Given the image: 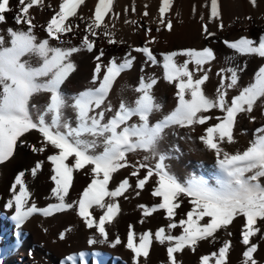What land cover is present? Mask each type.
<instances>
[{"label":"snow or ice","instance_id":"6c2138e0","mask_svg":"<svg viewBox=\"0 0 264 264\" xmlns=\"http://www.w3.org/2000/svg\"><path fill=\"white\" fill-rule=\"evenodd\" d=\"M84 3L85 0H58V7H54L46 0H16L15 5L10 0H0V24L6 23L7 14L11 13L15 25L19 26L8 27L5 34H0V165L13 158L18 146L26 143L21 138L33 130L42 137L39 147L29 145L33 152L44 153L49 146L55 150L54 154L47 156V160L52 166L50 178L55 185L51 189V196L57 202L50 203L46 208L30 203L26 173L21 171L15 176L10 189L12 197L5 205L8 209L14 207L12 219L19 226L34 214L50 217L54 213L77 209L86 227L94 229L107 242V226L116 220L121 211L118 198L132 188L129 179L125 178L114 190H110V181L114 173L130 167L129 153L142 150L149 154L145 160L154 159L156 162L154 165L139 163L131 176L137 177L135 187L141 190L155 177L156 187L151 195L160 198V202L152 207H140L145 217L163 210L168 224L167 230L159 228L154 234L146 231L138 237L129 226L126 247L134 254L133 264H141V257L148 258L154 240L161 245L168 244L170 264H180L175 254L185 249L195 252L199 243L209 238L215 242L217 233L227 229L238 217L244 219L242 244L247 246L243 253L244 264H258L253 255L257 252V245L251 241L258 233L264 238V231L258 226V222H264V127L256 129L254 139L243 151L231 153L225 150L224 145L236 143L234 129L240 114H251L258 104L264 107V66L256 71L254 82L242 87L239 94L229 100L228 90L239 86V70L235 67L224 68L217 73L220 82L214 97H209L203 88L210 71L205 69V65L216 59L212 48L161 53L163 78L168 83L176 82L178 104L170 114L152 123L150 117L162 108L153 95L156 78L141 77L139 86L134 89L139 94L134 106L122 101L118 110L113 111L111 103L106 104V101L117 78L132 68L135 57L129 52L122 63L113 59L104 65L101 62L104 53L100 50L95 57L97 63L92 76V84L99 82L98 87L69 98L62 91V86L76 70L71 59L73 54L93 52L96 41L92 38L98 34L106 35L109 44L123 43L113 38L115 33L110 31L105 20L106 17L110 20L119 17V13L114 12V0H98L93 14L87 18L78 14V9ZM249 3L257 8L260 0H249ZM172 5L173 0H160L158 8L159 24L168 30L173 25L171 19H166V13ZM206 6L210 10L209 23L220 21L219 0H209ZM46 9H51L50 18L39 27L47 37L38 39L34 12H44ZM132 10L135 11V8ZM144 15H149L147 10ZM200 19L205 20V16L201 15ZM81 22L85 34L79 46L65 48L52 45V41L64 44L63 37L81 29ZM209 23L203 26L205 39L216 36V32L210 30ZM219 28H224L222 22ZM156 30L160 31V28ZM154 42V38L149 39L147 44L135 47L133 51L142 53L146 63L159 65L161 62L149 47ZM224 44L241 56L264 58V36L258 41L242 36L231 42L225 40ZM181 56L186 59L178 63L175 58ZM190 64L195 66L194 70H190ZM38 97L43 99L37 100ZM67 109L75 114V127L66 117ZM214 109L223 115H210ZM107 113H113L111 118L106 119ZM134 117L138 118V123H130ZM213 119L218 122L207 126L200 140L217 158L220 172L217 186L211 187L200 179L190 180L186 184L179 182L169 170L166 163L168 157L158 150L167 130L207 125ZM85 136L93 139H83ZM101 145L102 151L97 153ZM42 165L43 161H39L31 169L33 177ZM88 166L91 182L77 201L68 202L73 174ZM140 169H146V174L141 176ZM182 196L190 198L192 207L187 211L186 218L181 217L177 222L175 218L182 204ZM94 210L101 213L98 218ZM177 228L182 229V233L173 235L172 230ZM228 235L232 233L228 232ZM89 243L95 244L96 241ZM121 243V238L117 236L112 247ZM230 247L231 242L224 240L218 252L203 255L200 264H227ZM68 259L74 264L75 257Z\"/></svg>","mask_w":264,"mask_h":264},{"label":"bare ground","instance_id":"6f19581e","mask_svg":"<svg viewBox=\"0 0 264 264\" xmlns=\"http://www.w3.org/2000/svg\"><path fill=\"white\" fill-rule=\"evenodd\" d=\"M10 2L15 5L16 0H10ZM46 2L52 4L54 7H58V0H46ZM96 2H98V0H85L84 5L78 9V14L86 18L91 16L94 12ZM219 2L221 6V20L209 23L208 17L210 10L206 6L209 0H173L171 9L166 13V19H171L173 25V28L168 30L159 24L158 8L160 0H114V12L119 13V17L113 20L106 17L105 20L108 23L110 31L115 33L113 38L117 41H123V43L109 44L107 42L108 37L103 34H98L96 37H93L92 39L96 41L93 52L81 51L73 54L71 57L76 65V70L62 86V91L70 98L81 91L98 87L99 82H97L96 85L92 84V76L97 63L95 57L99 55L100 50H103L104 55L101 57V62L104 65H107L113 59L118 63H122L129 52L135 57L132 68L125 70L117 78L112 88L114 89L113 95L110 98L108 97L106 101V104L111 103L113 111L118 109L122 101L134 106V101L139 96L134 89L139 86L141 77H145L146 79L150 76L155 77L157 84L153 88L155 89L154 94L155 92L158 94L159 91L165 89L168 91V96L172 98L174 93L177 92L176 82L165 83L162 67L163 57L161 53L189 48L202 50L205 47H210L213 51H216L217 57L215 61L205 66L212 69L214 68V62L217 64L219 63L220 66L223 65L220 56L223 57L225 53H227L224 51L225 48H228L224 44L225 40L231 42L242 36L254 40L264 32V0H260L259 7L257 8H253L249 0H219ZM133 7L135 11L132 10ZM126 9L127 11H125ZM145 10L149 13L148 16L144 15ZM34 15L37 17L35 23L38 27L35 31L38 39H44L47 37V34L39 26L45 24L47 19L50 18L51 9H46L44 12L35 11ZM201 15L205 16V20L202 21L200 19ZM248 17H251V19H248ZM220 22L224 25L222 30L219 28ZM206 23H209L211 31L216 32L215 37L205 39L206 34L203 32V26ZM83 26V22H81V29H77L75 32L65 35L63 37L65 40L64 44L52 41V45L65 48L79 46L85 34L82 31ZM8 27H19L15 25L11 13L7 14V22L0 24V34H5ZM158 27L160 31L156 30ZM149 29H151L150 34ZM152 38H154L155 42L149 45V47L161 62L159 65H152L150 62L146 63V58L142 53L133 51L135 47L144 46L148 43L149 39ZM232 51L234 52V50ZM249 58L248 60H252L251 58L253 57L249 56ZM175 59L180 63L185 57L181 56ZM261 59L263 60V58ZM243 61L245 60L243 59ZM193 66L192 69L190 68L191 70H194L195 67ZM197 75H201V73H197ZM102 76L103 72L101 73V79ZM163 93L162 91L160 101L164 103L168 102ZM167 94L165 93L166 96ZM40 99H43V97L37 98V100ZM158 112L165 114V106L163 105ZM112 114L113 113H107L106 118L108 119ZM33 115L35 117V110H33ZM66 117L69 119L72 126L75 127V114L71 109L66 110ZM155 122L153 121V123ZM39 138V133L34 130L25 134L21 139L26 141V143L20 144L13 158L5 162V164L0 165V264H73L72 261H69V257H75L74 264H133L134 254L131 253V251L125 252L122 247H118L121 250H112L108 247V244L100 242L90 244L88 235L83 230H80L76 236L69 237L67 240L61 239V236H63L62 229L69 224L75 223L78 221L77 219L80 218L77 214V209L62 213H54L50 217L34 214L25 221V223L19 226L12 219V216L15 215L14 207L8 209L5 205L12 197L10 189L12 183H14L15 176L21 171L32 169L39 161H43V165L38 171V174H41L40 172L43 171L52 173V166L47 160V156L54 154L55 150L48 149L44 153H37L33 152L29 147V145L39 147ZM83 139L91 140L93 138L85 136ZM96 151L97 153L102 151V145L98 147ZM86 168L73 174V187L70 189L69 197L67 198L68 202H73L75 198L79 199L82 194L79 184H81V177L87 171ZM193 169L195 170H193L194 172L190 176L189 181L200 179L207 182L209 186L216 187L213 185L214 183H210L207 181L208 179L205 180L202 178L203 176H200L201 173L196 165L193 166ZM36 178L37 177L25 175V181L31 193L30 203H35L40 208H46L50 203L57 202L55 198L51 196L50 192L52 188L45 189V191L42 192L38 187L39 185L35 180ZM109 189H115L112 181H110ZM159 202L160 200L155 201L153 205ZM118 203L121 206V211L114 222L117 221L123 211H126L127 207L121 197L118 198ZM153 205L148 207H152ZM182 207L183 205L181 204V207L177 209V213L181 211V214L178 217L176 216L178 219L183 217ZM94 212L97 218L101 214L99 211L94 210ZM162 212L163 210H158L153 213L151 215L153 218L150 220L159 217ZM261 223L263 222H258V226H260ZM243 224L244 219L236 218L227 229H221L217 233V240L215 242L211 241V238H209L208 241H202L199 245H203L205 253L218 252L224 240L230 241L231 247L227 257V264H229L231 260H235L238 257L241 251L244 252L247 250V246L242 244ZM260 227L262 231H264V226L261 225ZM228 232H231L232 235L229 236ZM251 242L257 245V252L253 254L254 258L258 261V264H264V249L261 247L264 238H261V235L258 233L256 237L252 238ZM157 244L159 243L154 240L150 248L149 256L151 254L158 255L154 250V245ZM184 251L185 250L175 254L176 258L183 260L182 255ZM140 260L141 264H143L145 258L141 257Z\"/></svg>","mask_w":264,"mask_h":264},{"label":"rangeland","instance_id":"374dc122","mask_svg":"<svg viewBox=\"0 0 264 264\" xmlns=\"http://www.w3.org/2000/svg\"><path fill=\"white\" fill-rule=\"evenodd\" d=\"M263 35L264 32L260 36ZM260 36L257 37L258 39L256 38L254 40L258 41L260 39ZM224 51L227 52L225 53V56H223L224 58L220 56L223 65L220 66L219 63L217 64L216 62H214V68L212 69L205 66V69L206 68L210 69V71L208 72L209 80L206 81L203 88L205 93L209 97H214L216 93V89L219 87V82H220V77L217 76V73L221 69L235 67L239 70L240 80L238 87L228 90L229 92L228 98L230 100L232 96L239 94V91L242 87L247 86L249 83L254 82L256 71L258 70L259 67L264 66V58L262 60L258 56H252L253 57L251 58L253 60L252 61V60H248L250 59L249 56H247L246 58V56H241L237 53H234L229 48H225ZM214 53L215 56L217 57V53L215 50ZM243 59L245 61H243ZM183 61L180 63H183ZM192 66L193 65L190 64L189 68L192 69ZM165 83H167V81ZM154 90L155 89H153V95L156 101L158 103L160 102L159 104L161 106L163 105L165 106L166 113L162 114L159 112H155L157 117L155 113L151 116L152 118L150 117L152 123L153 121L154 122L158 121L162 119L163 116L170 114L171 111L175 110L178 104L176 103L178 102L177 100L178 97L176 95L177 92L174 93L172 99L170 96H168L167 94L168 91H166L165 89H164L165 91L162 90L164 92L163 93L164 97H166L167 98L166 100L168 101L164 103L160 101L162 96V91H159V93L157 91V93L160 95L159 97V95L156 94V92L155 94L158 96L154 94ZM113 91L114 89L111 90L109 94V98L113 95ZM165 93L167 94L168 97L165 95ZM209 114L212 116L223 115V113L219 112L218 109L212 110V112ZM217 122L218 121L213 119L208 121L207 125H196L194 126V128L174 127L167 130L166 135L162 140V142L160 143L158 150L159 152L166 154V156L168 157L166 163L168 164L169 170L173 175L177 177L179 182L184 184L189 182V178L193 174L194 172L193 170H195L193 169V166L196 165L201 173L200 176L201 177L203 176L202 177L203 179L205 180L208 179L207 181H209L210 183H214L213 185L217 186V179L220 175L219 168L216 163L217 158L214 152L207 149L200 140V137L205 134L206 127L211 126L212 124ZM130 123H138V118L134 117L130 121ZM259 127H264V107H261L258 104V106L254 109V111L251 114H240L238 116L237 126L234 129V137L236 143L230 145L225 144L224 145L225 150L231 153L245 150L249 146L250 141L254 139L256 129ZM41 140L42 137L40 136L39 144ZM48 149H51V147L49 146ZM147 155L148 153L142 150L129 153L128 163L130 167L120 169L118 172L113 174L114 177L112 179V183L114 184V188L117 187L118 184L125 178L129 179L130 184H132V188L129 189L126 193H124L123 196H121V199L124 200L125 204L127 205L126 211H123L120 214L116 222L107 226V231L109 232V240L107 242H104L103 238L99 237V234L94 229H88L86 227V225L83 223L81 218H78L77 219L78 221L69 224L66 227H64V229H62L63 237H64L63 240H67L69 237H74L77 235V233L80 230H83L84 232L87 233L88 239L90 241L95 240L96 242L108 244V247L112 250H121L118 247H122L123 251L129 252L130 250L127 249L126 247L127 232L129 230V226H132V229L137 233V236H139L140 234L146 231H150L154 234L159 228H165L167 230L168 220L166 217V213L164 211L159 215V217L154 218V220H150L153 218V216L145 217L143 215V209L140 207L141 205H144L146 207L151 206L154 204L155 201L160 200V198L153 197L151 195V192L156 187L155 184L156 178L153 177L145 185V188L141 190L135 187L137 177L131 176V172L139 166V163H146L149 165L155 164L156 161L154 159L145 160V156ZM86 169H87L86 173L80 179L81 184H79V187L81 193L91 182L90 166H88ZM24 172L26 173V176L27 175L32 176L31 169ZM40 173L41 174L37 173V175L35 176L37 177L35 180L36 182H38L39 189L42 192H44L45 189L53 188L55 185L50 178L52 173H50L49 171H43ZM145 174H146V169H140V175L143 176ZM137 193H139V195H137ZM180 199L183 205L182 216L183 218H186L187 211L191 210L192 207L191 204L189 203L190 198L182 196L180 197ZM77 200L78 199L75 198L73 202ZM178 213L179 214H177V217L181 214V211ZM177 217L175 219L178 222L179 219ZM238 218L243 219L242 217H238ZM141 221H143V223H141ZM261 225L264 226V222L261 223L260 226ZM181 233H182V229L180 228L172 230L173 235H179ZM117 236L121 238L122 243L120 245H117L116 247H112V243H114V240ZM167 247H168L167 243H165L164 245H159V244L154 245L155 253H158V255L151 254L148 258L144 260L143 264H170L167 257ZM261 247L264 249V242L262 243ZM211 253L212 252L205 253L203 245H198L197 250L195 252H193L190 249H185L182 255L183 260L182 259L181 260L177 259V260L180 262V264H200L201 257L203 255H211ZM243 253L244 252L241 251L238 254V257L235 260H231L229 264H244Z\"/></svg>","mask_w":264,"mask_h":264}]
</instances>
